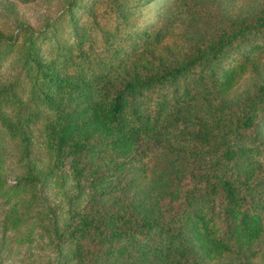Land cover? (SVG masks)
<instances>
[{"label":"trees","instance_id":"obj_1","mask_svg":"<svg viewBox=\"0 0 264 264\" xmlns=\"http://www.w3.org/2000/svg\"><path fill=\"white\" fill-rule=\"evenodd\" d=\"M113 1L123 20L128 16V11H123L125 7L135 8L149 0H132L133 5L126 4L130 0ZM73 5L76 0H68L64 12L73 13ZM171 26L169 17L153 31H142L147 40L134 62L144 58L147 48L160 44ZM261 33H264V10L251 18L231 21L207 42L194 45L178 62L153 70L142 66L149 71L124 72L113 82L107 78L94 95L84 98L80 110L68 121H61L59 114L52 121L48 114H43V107L59 112L63 98L68 95L67 86L90 76L106 75L122 61L123 55H119L128 53V45H121L119 38L113 46L109 43L104 56L88 59L80 48L82 38L79 37L75 40L78 50L73 58L57 53L58 60L45 62L37 57L35 46L29 44L25 56L16 64L23 72L22 77L0 86V127L4 130L0 134V153L5 137L19 138L24 147L29 146L27 134L44 118L47 144L53 152L51 164L59 157H68L76 195L84 198L76 208L71 206L66 231L76 263L87 262V257L96 255L98 247H103L99 254L112 256L109 264H125L132 258V245L146 242V234L153 226L169 236L184 239L209 259L233 255L246 259L254 254L252 245L264 233L263 211L250 199L260 181L255 172L260 161L243 159L240 154L254 149L260 152L261 147L255 143L256 136L252 138L253 143L247 138L238 142L225 136L238 134L236 130L255 128L262 119L264 85L243 101L233 128L229 127L223 134L221 149L213 159L228 162L236 158L231 172H223L228 169L224 163L222 169L197 172L195 176L203 181L201 190L196 193L186 189L183 199L165 202L153 223L142 216L136 217L131 202L120 198L119 193L124 189L121 183L124 169L147 154V144L181 152L189 149V140L208 143L212 134L201 117L195 119L196 125L191 131L181 125L178 113L181 103L188 98L191 81L207 77L220 89L231 87L236 76L247 67L253 49L258 47L256 37ZM10 42L7 40L5 49L0 51V58L9 51ZM231 49L236 54L228 59ZM22 159L23 170L15 175L12 183L0 184L2 194L10 203L9 209L14 211L21 203L28 211L32 208V200L24 198L34 191L39 179L35 164L27 157ZM109 196L113 197V206L101 209V200ZM17 219L15 216L12 222Z\"/></svg>","mask_w":264,"mask_h":264},{"label":"rangeland","instance_id":"obj_2","mask_svg":"<svg viewBox=\"0 0 264 264\" xmlns=\"http://www.w3.org/2000/svg\"><path fill=\"white\" fill-rule=\"evenodd\" d=\"M67 1L0 0V51L5 49L7 40L11 41L9 51L2 53L0 58V86L22 77L23 72L16 64L25 56L30 43L35 46L37 57L45 62L58 60L57 53L73 58L78 50L75 40L79 37L82 38L80 48L88 59L104 56L109 43L113 46L119 38L121 45H128V53L120 54L123 55L122 61L110 68L106 75L90 76L67 86L68 95L63 98L59 112L43 107V114H48L52 121L58 114L61 121L71 120L80 110L84 98L94 95L107 78L113 82L124 72H146L142 66L153 70L160 65L178 62L194 45L214 37L225 24L251 18L264 10V0H149L135 8L125 7L123 11H128V16L122 20L118 14L121 11L113 0H76L73 13L64 12ZM126 4L133 5L134 1ZM169 17L172 26L161 43L153 49L147 48L144 58L134 62L147 40L142 31H153ZM35 34L40 37L34 38ZM256 38L258 47L253 49L247 67L236 76L231 87L220 89L207 77H197L191 81L188 98L180 105L181 125L191 131L196 125L195 119L201 117L212 134L208 143L197 144L189 140V149L181 152L147 144V154L126 166L121 176L124 189L119 197L131 202L136 217L142 216L153 223L165 202L183 199L186 189L197 193L203 184L195 176L197 172L222 169V163L228 167L223 172H231L236 158L228 162L213 159L221 149L223 134L232 127L243 101L264 85V33ZM239 48L243 46L239 45ZM235 54L236 51L231 49L227 58ZM260 112L263 117L255 128L236 130L238 134L225 137L230 136L231 141L238 142L247 138L252 143L253 136L258 139L255 143L260 144L261 151H245L240 157L260 161L255 167L260 181L250 199L264 214V109ZM43 119L27 134L29 146L24 147L19 138L5 137L2 142L0 184L12 183L15 175L23 170L22 158L26 157L39 170V179L34 191L24 198L25 201L32 200L29 211L24 208V203L18 205L17 211L9 209L10 203L0 189V264H78L71 256L72 242L66 237V231L71 206L76 208L84 198L76 195L68 157L55 159L56 166L51 164L53 152L47 144ZM3 132L0 127V134ZM111 199L112 196L104 197L101 209L113 206ZM22 210H26L25 213ZM15 216L18 219L13 223ZM106 222L111 224V219ZM145 240L132 245V258L129 257L131 260L125 264H264V233L252 245L254 254L246 259L236 255L209 259L184 239L159 231L158 226L147 232ZM102 249L98 247V253L90 255L91 259L88 260L89 256L85 259L87 262L81 264H109L113 257L99 254Z\"/></svg>","mask_w":264,"mask_h":264}]
</instances>
